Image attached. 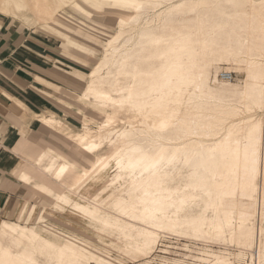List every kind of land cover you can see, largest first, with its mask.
I'll list each match as a JSON object with an SVG mask.
<instances>
[{
    "label": "rangeland",
    "instance_id": "rangeland-1",
    "mask_svg": "<svg viewBox=\"0 0 264 264\" xmlns=\"http://www.w3.org/2000/svg\"><path fill=\"white\" fill-rule=\"evenodd\" d=\"M202 1L23 0L4 10L58 42L75 119L44 137L69 168L58 183L46 178L55 196L33 191V218L4 230L0 264H264V129L256 172L238 155L246 113L223 104L264 103V76L245 62L264 68V0ZM161 102L171 122L155 114L152 127L145 117ZM219 109L235 115L231 136L200 139ZM249 114L264 123V104ZM244 225L251 232L237 236Z\"/></svg>",
    "mask_w": 264,
    "mask_h": 264
},
{
    "label": "crops",
    "instance_id": "crops-1",
    "mask_svg": "<svg viewBox=\"0 0 264 264\" xmlns=\"http://www.w3.org/2000/svg\"><path fill=\"white\" fill-rule=\"evenodd\" d=\"M17 19L0 12V247L4 230L36 214L34 190L55 196L46 178L58 183L68 159L45 147L44 137L62 128L60 119H75V101L63 93L74 81L58 42ZM62 40L75 48L74 40Z\"/></svg>",
    "mask_w": 264,
    "mask_h": 264
},
{
    "label": "bare ground",
    "instance_id": "bare-ground-1",
    "mask_svg": "<svg viewBox=\"0 0 264 264\" xmlns=\"http://www.w3.org/2000/svg\"><path fill=\"white\" fill-rule=\"evenodd\" d=\"M202 1V0H201ZM34 2V1H33ZM203 2V1H202ZM34 5V4H33ZM33 5H31V7L33 6ZM36 6V5H35ZM25 7V4L23 3V0H0V12H3V13H6V12H4V10L5 9H14V11H17L18 9H20V10H22V8H24ZM51 6H49V8H50ZM17 9V10H16ZM48 9V8H47ZM47 9H46V11H47ZM254 9V8H253ZM34 10V9H33ZM36 10V9H35ZM38 12V11H37ZM34 13H35V11H34ZM37 14V13H36ZM41 15V14H40ZM39 14H38V16H40ZM43 17H45V15H42V18ZM46 18V17H45ZM167 38V37H166ZM165 38H163V40H164ZM183 39V38H182ZM165 40H167V39H165ZM169 40H173V39H169ZM177 41V40H176ZM178 41H179V39H178ZM185 41V40H184ZM184 41H183V43H184ZM263 42V41H262ZM177 44V43H176ZM181 44V43H180ZM179 44V45H180ZM262 44H264V43H262ZM183 45H186V44H183ZM260 47L258 48V51L259 52H264V46H261L260 44H258ZM182 46V45H181ZM185 47V46H184ZM188 47V46H187ZM185 49L187 50V52H188V50H190V49H187L186 47H185ZM185 49L183 50V49H181V50H183V52L185 51ZM174 51V50H173ZM161 52V51H160ZM162 52H164L165 53V51H162ZM161 52V53H162ZM182 52V53H183ZM191 52V51H190ZM190 52H188V53H190ZM179 53H181V52H179ZM186 53V52H185ZM237 57V56H236ZM235 57V58H236ZM245 59V58H244ZM236 60V59H235ZM245 62L247 63V65L249 64L251 67L253 66H255V67H258V69L256 68V70H257V72L259 73L258 74V77L260 76V77H263L264 76V68H263V62L262 61H260V60H256V59H252V58H246L245 59ZM247 65H246V67H247ZM251 69V68H250ZM253 71H254V69H253ZM226 72H230V71H226ZM256 76V75H255ZM222 80H224V81H232V80H227V79H223V78H221ZM162 103V102H161ZM159 104V105H155V107H153V109H152V111L150 112V113H148V115L145 117V120H146V122H147V124H149V125H151L152 127H156V125L154 124L155 123V121L156 120H153V118L151 117V116H154L155 114H157L159 117H162V118H166V120H168V121H170L168 118L169 117H167L165 114H162V112L164 111V103H162V104ZM164 104V105H163ZM219 104H220V102H219ZM225 106H228V107H232L233 106V108H234V110H235V108H236V110H242V112L244 111L246 114L247 113H249L251 110H253V109H257V108H262L263 107V100H261V101H251V102H248V101H245L244 103H243V105H241V106H238L237 104H233V103H223ZM222 105V104H221ZM216 108H218V107H216ZM232 108V109H233ZM214 109V108H213ZM224 111V110H223ZM226 111H227V109H226ZM165 112V111H164ZM212 112H213V110H212ZM228 112H230V111H228ZM215 113V122L214 123H211V125L209 124V126L207 127L206 125V127L201 131V137H200V139L201 138H208V137H214V139H215V137L218 135V136H220L219 134H221L222 136L220 137V138H222L223 136H224V138L225 139H228V137H229V135H230V133H232L231 131H232V127L235 125V119L233 120L232 118L235 116L234 115V113L232 114V115H234L233 117H226V115L225 114H223L222 113V110H217V112H214ZM237 112H235V114H236ZM244 115L242 118H241V120H240V122H241V130L243 131V137L242 138H240L241 139V141H240V145H241V147H242V149H240L241 151L240 152H238V155H242L243 157L245 156L246 157V159L249 161V163H250V165H251V168L253 169V170H255L256 172L259 170L260 171V160H261V158H260V153H259V147H260V142H261V139H262V135H263V129H264V123L261 121V119H259V118H257V117H254V116H252V115ZM211 115V114H210ZM225 115V116H224ZM228 115H230V114H228ZM241 117V116H240ZM152 118V119H151ZM171 118V117H170ZM231 118V119H230ZM172 119V118H171ZM151 120V121H150ZM174 121V120H173ZM237 121V120H236ZM145 122V123H146ZM171 122V121H170ZM174 122H176V121H174ZM173 122V123H174ZM190 122H192V121H190ZM176 123H178V122H176ZM193 123V122H192ZM210 123V122H209ZM179 124V123H178ZM182 124H183V122H182ZM184 124H186V123H184ZM189 124V123H188ZM198 124V123H197ZM145 125V124H144ZM187 125V124H186ZM194 125V124H193ZM190 126H192V125H190ZM189 126V127H190ZM194 126H196V123H195V125ZM149 127V126H148ZM183 127V126H182ZM198 127V126H197ZM196 127V128H197ZM147 128V127H146ZM185 128V127H184ZM198 128H200V127H198ZM237 127H235V129H236ZM156 129V128H155ZM186 129H187V127H186ZM189 129V128H188ZM192 129H193V126H192ZM191 129V130H192ZM149 130V129H148ZM182 130V129H181ZM190 131V130H189ZM199 131V129L197 130V129H195L194 128V130H193V134H195V136H198L197 138L199 139V136H200V132H198ZM185 133V132H184ZM188 133V132H187ZM242 134V133H241ZM191 136H192V133H191ZM231 136V135H230ZM188 137H190V135H188ZM192 138V137H191ZM219 138V137H218ZM158 139V138H157ZM186 139H188V138H186ZM199 139V140H200ZM232 139V138H231ZM177 140V139H176ZM189 140V139H188ZM198 140V141H199ZM204 140V139H203ZM203 140L201 141L200 140V142H202L203 143ZM211 140V139H210ZM162 141V140H161ZM204 141H206L207 142V140H204ZM216 142L218 141V140H215ZM235 141V140H234ZM165 142V141H164ZM171 142V141H170ZM215 142V143H216ZM238 142V141H237ZM168 143V142H167ZM219 143H220V141H219ZM230 143V142H229ZM228 143V144H229ZM235 143V142H234ZM239 144V143H238ZM226 145V144H225ZM224 145V146H225ZM235 145V144H234ZM240 145H238V146H240ZM216 146H220V145H216ZM234 147V146H233ZM226 148L227 147H225V150H226ZM240 148V147H239ZM222 149V148H221ZM239 151V150H238ZM235 154V153H234ZM236 155V154H235ZM241 156V157H242ZM240 159V158H239ZM245 159V158H244ZM223 161H226V160H223ZM245 161V160H244ZM228 163H230V162H228ZM242 164H243V162H241ZM245 164H247L248 162H244ZM244 164V165H245ZM228 165V164H227ZM227 165H225V166H227ZM236 166H237V164H236ZM222 167H224V166H222ZM221 167V168H222ZM232 167V166H231ZM233 167H235V166H233ZM238 169H240V168H238ZM223 170V169H222ZM241 170V169H240ZM248 170V169H247ZM247 170H246V172H247ZM258 171V172H259ZM218 183H223V182H218ZM222 185V184H221ZM245 212V211H244ZM242 214H244V213H242ZM251 230H252V228L250 227V226H243L242 228H241V230L238 232L237 231V236H239V237H243L244 235H245V233H249V232H251ZM244 239V238H243ZM257 251V250H256ZM260 251H258V253H257V257H255V258H257V259H260Z\"/></svg>",
    "mask_w": 264,
    "mask_h": 264
},
{
    "label": "built area",
    "instance_id": "built-area-1",
    "mask_svg": "<svg viewBox=\"0 0 264 264\" xmlns=\"http://www.w3.org/2000/svg\"><path fill=\"white\" fill-rule=\"evenodd\" d=\"M219 77L227 80H234V72L223 71L220 72Z\"/></svg>",
    "mask_w": 264,
    "mask_h": 264
}]
</instances>
